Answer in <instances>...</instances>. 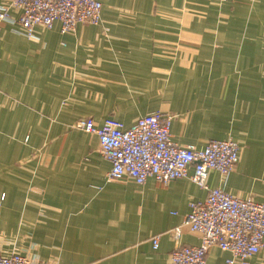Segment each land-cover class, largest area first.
<instances>
[{
  "label": "crops",
  "instance_id": "obj_1",
  "mask_svg": "<svg viewBox=\"0 0 264 264\" xmlns=\"http://www.w3.org/2000/svg\"><path fill=\"white\" fill-rule=\"evenodd\" d=\"M101 2L100 24L73 32L55 22L28 38L17 23L0 24V253L172 264L175 227L181 245L200 241L182 222L207 191L189 175L166 185L108 180L97 137L72 124L128 126L159 110L174 116L179 145L231 138L238 163L228 175L209 172L207 183L264 205V0ZM228 257L212 246L206 262ZM251 264H264V249Z\"/></svg>",
  "mask_w": 264,
  "mask_h": 264
},
{
  "label": "built area",
  "instance_id": "obj_2",
  "mask_svg": "<svg viewBox=\"0 0 264 264\" xmlns=\"http://www.w3.org/2000/svg\"><path fill=\"white\" fill-rule=\"evenodd\" d=\"M101 7V0H6L0 4V24L17 23V31L30 38L36 26L51 28L58 22L63 34L73 32L79 24L99 25ZM173 118L157 110L128 126L115 118H105L99 125L91 118H80L72 127L97 137L100 154L110 162L108 180L131 179L143 184L153 178L166 185L189 175L207 191L205 199L189 203L182 222L199 233L200 241L197 245H181V229L175 227L170 233L176 245L170 254L172 264H207L206 254L212 246L229 254L225 264H251L252 257L264 249V205L207 183L209 172L228 175L234 169L240 159V145L231 138L210 139L200 148L179 145L171 139ZM152 243L154 248L158 246V236ZM0 264L48 263L32 262L12 251L0 253Z\"/></svg>",
  "mask_w": 264,
  "mask_h": 264
}]
</instances>
